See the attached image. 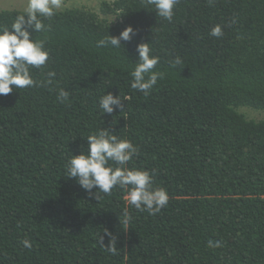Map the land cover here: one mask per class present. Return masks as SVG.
I'll use <instances>...</instances> for the list:
<instances>
[{"label":"trees","instance_id":"trees-1","mask_svg":"<svg viewBox=\"0 0 264 264\" xmlns=\"http://www.w3.org/2000/svg\"><path fill=\"white\" fill-rule=\"evenodd\" d=\"M145 8L104 0L99 11L67 7L41 32L29 28L49 52L33 78L55 76L0 95V264H264V0H179L171 21ZM24 11L0 10V27ZM129 24V41L98 45ZM141 42L163 73L147 95L131 88ZM107 92L122 109L101 113ZM101 128L138 148L128 167L155 170L154 186L169 195L160 212L128 206V188L96 200L66 177L71 155ZM105 228L115 255L107 236L99 243Z\"/></svg>","mask_w":264,"mask_h":264},{"label":"clouds","instance_id":"clouds-1","mask_svg":"<svg viewBox=\"0 0 264 264\" xmlns=\"http://www.w3.org/2000/svg\"><path fill=\"white\" fill-rule=\"evenodd\" d=\"M146 10L151 9L156 16L171 21L174 9L179 0H144ZM63 0H27V7L23 14L17 15L9 28L0 27V95H8L15 89L28 87L49 86L55 72L49 71L47 79L37 81L33 78L30 68H40L46 65L49 52L45 48L43 40L33 39L29 28L36 32L45 29L44 20L50 19L62 10ZM136 29L127 25L119 35H110L98 41L101 47L118 48L122 41H129ZM214 37L223 36L222 27L217 24L210 30ZM138 63L131 72V88L147 95L157 84L158 79H163V73L154 71L159 63V57L152 55V49L148 42L137 44ZM181 60L176 57L175 65ZM69 93L60 89L57 99L61 102L68 100ZM126 99V98H125ZM124 101L120 95L107 92L99 99L101 113L112 114L116 107L122 109ZM87 149L78 155H71L65 165L66 177L75 178L81 188L88 194L99 200L101 194L110 195L116 187L128 188L126 203L138 210H147L150 214H156L169 203V195L166 189L155 187L153 175L155 170L149 172L145 169L128 167L133 156L138 154V148L128 139H120L107 128H101L98 132L87 138ZM114 162L116 167H113ZM95 189V192L93 191ZM121 222V221H120ZM122 223L127 224L125 219ZM104 236L109 238L106 246L113 255L117 254V237L105 228L103 235L99 236V243L104 245ZM24 247L31 248L28 239L22 241ZM212 248L220 247L219 241H208Z\"/></svg>","mask_w":264,"mask_h":264},{"label":"rangeland","instance_id":"rangeland-1","mask_svg":"<svg viewBox=\"0 0 264 264\" xmlns=\"http://www.w3.org/2000/svg\"><path fill=\"white\" fill-rule=\"evenodd\" d=\"M104 0H63V8L69 7H85L94 11H99L100 4ZM112 1V0H107ZM27 7V0H0V10L3 9H22ZM240 111L248 118L260 119L263 113L250 107H241Z\"/></svg>","mask_w":264,"mask_h":264}]
</instances>
